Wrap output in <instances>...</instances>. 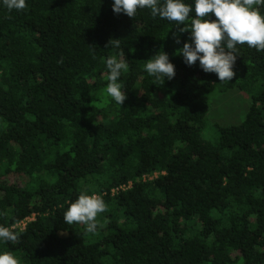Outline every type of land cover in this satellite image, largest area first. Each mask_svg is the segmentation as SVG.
I'll return each mask as SVG.
<instances>
[{
	"label": "trees",
	"instance_id": "1",
	"mask_svg": "<svg viewBox=\"0 0 264 264\" xmlns=\"http://www.w3.org/2000/svg\"><path fill=\"white\" fill-rule=\"evenodd\" d=\"M113 2L26 0L9 12L0 0V225L35 216L17 226L18 244L0 239V254L20 264H264V51L238 46L236 75L220 83L179 55L189 32L176 43L175 22L148 9L116 14ZM110 39L129 64L121 106L106 91L105 58L120 51ZM158 51L175 65L163 85L144 71ZM236 89L251 98L245 119L205 139L211 96ZM81 192L108 206L96 234L64 222Z\"/></svg>",
	"mask_w": 264,
	"mask_h": 264
},
{
	"label": "clouds",
	"instance_id": "2",
	"mask_svg": "<svg viewBox=\"0 0 264 264\" xmlns=\"http://www.w3.org/2000/svg\"><path fill=\"white\" fill-rule=\"evenodd\" d=\"M3 5L9 12L28 8L26 0H3ZM260 6H264V0H194V4L185 3V0H114L112 10L134 18L138 10L148 9L153 18L175 22L178 28V33L174 34L176 43H180V33H190L191 42H184L178 50L184 62L193 66L199 61V67L205 73H215L220 83H225L236 75L233 69L238 46L246 44L264 51V15ZM210 14L216 19H211ZM109 46L120 49V39H110L105 47ZM144 62V71L155 78L154 84L163 85L165 78L171 80L175 76V65L164 51H158ZM105 65L106 91L121 106L127 95L119 79L122 72L129 69L123 49L118 55L105 58ZM106 211L108 206L102 196L81 192L75 201L69 202L63 219L68 225L78 223L87 233L96 234L103 227L97 220L98 214ZM0 239L6 244H18L17 225H0ZM0 264H20V261L12 252L6 251L0 254Z\"/></svg>",
	"mask_w": 264,
	"mask_h": 264
},
{
	"label": "rangeland",
	"instance_id": "3",
	"mask_svg": "<svg viewBox=\"0 0 264 264\" xmlns=\"http://www.w3.org/2000/svg\"><path fill=\"white\" fill-rule=\"evenodd\" d=\"M251 98L240 90L216 93L211 96V110L204 131L205 139L214 141L219 136L216 126H229L241 123L249 110ZM16 181H20L17 179Z\"/></svg>",
	"mask_w": 264,
	"mask_h": 264
},
{
	"label": "built area",
	"instance_id": "4",
	"mask_svg": "<svg viewBox=\"0 0 264 264\" xmlns=\"http://www.w3.org/2000/svg\"><path fill=\"white\" fill-rule=\"evenodd\" d=\"M157 176V175H156ZM152 178V177H151ZM35 216H32L30 218L25 219L24 221H22L19 225H17L19 228L21 229H25L26 225L28 224V222H31L32 220H34Z\"/></svg>",
	"mask_w": 264,
	"mask_h": 264
}]
</instances>
